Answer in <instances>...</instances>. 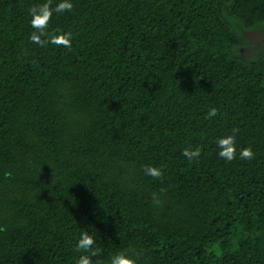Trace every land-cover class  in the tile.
Here are the masks:
<instances>
[{
    "label": "trees",
    "instance_id": "1",
    "mask_svg": "<svg viewBox=\"0 0 264 264\" xmlns=\"http://www.w3.org/2000/svg\"><path fill=\"white\" fill-rule=\"evenodd\" d=\"M62 2L0 0V264H76L83 231L93 264H264V0H67L40 36Z\"/></svg>",
    "mask_w": 264,
    "mask_h": 264
},
{
    "label": "clouds",
    "instance_id": "2",
    "mask_svg": "<svg viewBox=\"0 0 264 264\" xmlns=\"http://www.w3.org/2000/svg\"><path fill=\"white\" fill-rule=\"evenodd\" d=\"M72 5L71 3H68L67 0L65 2H62L56 6L55 9L50 7L49 3L42 4L40 6H34L29 10V15L32 17L31 24L32 27L37 29L40 33V36L46 35L45 29L47 28V25L53 15V12L61 13L64 11H71ZM40 36H38L36 33L31 34V40L33 42L44 44L46 41H41ZM71 34H63L59 36H52L51 42L56 45H63L66 47L71 46ZM218 110L216 108H212L208 116L213 117L217 115ZM239 132V129H233L232 135H229L225 138H220L217 140V147L221 150L218 152V156L222 159H225L228 162H231L236 158V147H235V136ZM201 154V151L199 148H196L194 151L185 149L182 152V155H184L190 162L196 158H198ZM240 159L242 160H252L254 158V153L251 149V147H244L240 149ZM143 170L146 175H149L153 177L154 179H159L162 177L163 173L159 168L152 167L149 165L143 166ZM163 191V190H162ZM153 201L157 200V197L155 194H153ZM95 245L94 238L87 232L83 231L81 233L80 239L78 240L75 251L77 253H85L78 257L76 260V264H93L92 256H95L97 253L93 251ZM99 264V262H97ZM111 264H136V261L132 259L126 252H119L114 254L111 257Z\"/></svg>",
    "mask_w": 264,
    "mask_h": 264
},
{
    "label": "flooded vegetation",
    "instance_id": "3",
    "mask_svg": "<svg viewBox=\"0 0 264 264\" xmlns=\"http://www.w3.org/2000/svg\"><path fill=\"white\" fill-rule=\"evenodd\" d=\"M246 35L251 41V45L241 49L242 58H250L258 52L264 51V36L261 32L247 33Z\"/></svg>",
    "mask_w": 264,
    "mask_h": 264
}]
</instances>
